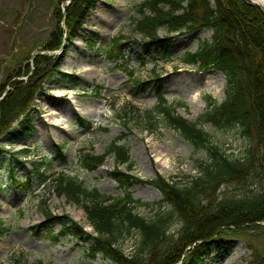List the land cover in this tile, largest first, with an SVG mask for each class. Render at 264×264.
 I'll list each match as a JSON object with an SVG mask.
<instances>
[{
  "label": "rangeland",
  "instance_id": "rangeland-1",
  "mask_svg": "<svg viewBox=\"0 0 264 264\" xmlns=\"http://www.w3.org/2000/svg\"><path fill=\"white\" fill-rule=\"evenodd\" d=\"M71 1L64 0L62 10ZM143 1L94 0L77 35L70 41L64 39L65 46L62 43L59 49L49 52L42 47L55 29L53 11L58 0H0V101L13 89L14 79L29 80L31 72L26 74L24 70L35 68L38 52L63 56L58 70L42 81L43 88L27 113L1 137L4 151L0 152V220L4 222V232L0 234V264H12L21 257L29 264H118L103 255L92 257L88 251L90 242L61 235L59 225H45L41 208L68 215L87 232L97 234L84 209L65 196H58L46 178L66 170L86 186L113 196H122L127 190L135 199L157 203L163 195L151 184L121 187L110 176L116 165L113 155L97 169L87 170L81 163L83 150L101 154L118 140L129 147L133 161L131 171L126 165H122V170L143 180L161 176L168 181L176 175H196V160L207 158L205 151H196L176 129L161 124L158 132L149 133L128 112L133 106L142 110L153 107L156 92L160 91L170 102H184L186 107L178 108L180 114L196 120L207 106L205 96L211 95L218 102L226 98V78L221 71L199 70L183 62L187 51H196L212 39L213 30L203 27L193 32L170 33L163 27L157 33L159 38L172 39L167 53H147V39L135 31L134 22L140 17ZM240 15L241 22L249 21L248 14ZM62 25L65 27L64 21ZM118 38L121 43L127 42L123 59H112L106 49ZM248 50L250 57L260 63L264 79V55L250 44ZM129 70L133 71L132 78ZM152 70L161 75L160 90L154 87L156 81L145 91L139 89L134 79H150ZM126 106L125 121L119 114L124 115ZM204 128L229 155L244 153L247 140L238 129H218L211 124ZM242 187L233 182L223 184L219 191L224 198L242 192ZM162 209L169 211L170 207L164 205ZM157 210L140 207L138 212L151 218ZM261 225L256 229L246 226L238 235L223 236L222 245L212 244L202 264H257L259 251L264 254V222ZM35 226L40 227V236L33 232ZM181 227L176 219L170 225V233L178 235ZM138 240L137 233L128 237L123 250L132 253Z\"/></svg>",
  "mask_w": 264,
  "mask_h": 264
},
{
  "label": "trees",
  "instance_id": "trees-1",
  "mask_svg": "<svg viewBox=\"0 0 264 264\" xmlns=\"http://www.w3.org/2000/svg\"><path fill=\"white\" fill-rule=\"evenodd\" d=\"M63 1L58 0L54 8L55 29L42 47L44 51L59 49L64 39L72 40L94 3V0H72L62 10ZM139 11L140 17L134 21L135 31L147 39V53L150 50L162 52L163 56L167 53L172 39L159 38L157 33L163 27L170 33L193 32L203 27L213 30L212 39L203 42L196 51H187L183 62L199 70L214 68L224 74L226 98L222 102L211 95L205 96V110L196 120H191L178 111L179 107H186L184 102H169L158 91L153 107L142 110L133 106L128 111L135 115L142 130L156 133L161 124L174 128L196 151H205L207 158L196 160V175H176L168 181L161 176L143 180L127 172L132 170L133 163L129 147L115 140L101 154L82 153V165L87 170H95L113 155L116 165L110 175L121 187L127 189L135 183L154 185L162 192L161 201L144 202L127 190L122 196H113L97 187L86 186L84 181L63 170L50 177L51 189L81 206L97 234L87 232L68 215H58L49 208H41V211L45 214L46 226L59 225L61 235L90 242L88 251L92 257L103 255L118 264H202L212 244L222 245L223 236L238 235L250 225L253 229L263 227L264 79L260 63L250 57L248 46L252 45L258 54L264 55V10L250 0H215V5L213 0H144ZM241 13L249 15L248 22H241ZM126 44L121 43L120 38L115 40L106 49L108 57L121 58ZM62 59L60 54L38 53L34 58L35 68L24 70L26 74L31 72L29 80L12 81L13 89L0 101V152L4 151L2 135L27 113L43 88L42 81L44 83L58 70ZM129 72L132 78L133 71ZM151 77L134 80L143 91L151 88L155 81L154 87L160 90L161 75L152 70ZM127 110L126 106L124 115L119 114L125 121ZM205 124L218 129H238L247 140L244 153L237 157L229 155L214 141ZM122 165L127 166L126 171L122 170ZM233 182L242 184V192L222 198L221 186ZM252 185L255 187L250 188ZM164 205L170 210H163ZM140 207L159 210L147 218L138 212ZM176 219L182 223L178 235L170 233V225ZM34 230L36 235H41L39 226ZM3 232L4 222L0 220V234ZM135 233L139 240L132 253L127 254L122 244ZM258 261L257 264H264V254L260 251ZM12 264L29 263L21 257Z\"/></svg>",
  "mask_w": 264,
  "mask_h": 264
},
{
  "label": "bare ground",
  "instance_id": "bare-ground-1",
  "mask_svg": "<svg viewBox=\"0 0 264 264\" xmlns=\"http://www.w3.org/2000/svg\"><path fill=\"white\" fill-rule=\"evenodd\" d=\"M254 1L260 3L261 5H264V0H254ZM204 76H205V78H210V76L208 74H204ZM198 95H199V93H198ZM199 100H201L200 95H199Z\"/></svg>",
  "mask_w": 264,
  "mask_h": 264
},
{
  "label": "water",
  "instance_id": "water-1",
  "mask_svg": "<svg viewBox=\"0 0 264 264\" xmlns=\"http://www.w3.org/2000/svg\"><path fill=\"white\" fill-rule=\"evenodd\" d=\"M250 1L252 2V4L259 6L260 8H262L264 10V5H261L260 3L254 1V0H250ZM65 45H66V43L63 44V46H65Z\"/></svg>",
  "mask_w": 264,
  "mask_h": 264
}]
</instances>
